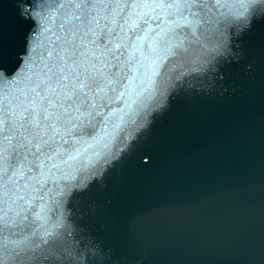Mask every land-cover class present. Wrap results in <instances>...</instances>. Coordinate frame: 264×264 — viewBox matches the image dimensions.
Listing matches in <instances>:
<instances>
[{
  "label": "water",
  "instance_id": "water-1",
  "mask_svg": "<svg viewBox=\"0 0 264 264\" xmlns=\"http://www.w3.org/2000/svg\"><path fill=\"white\" fill-rule=\"evenodd\" d=\"M60 3L0 0V69L13 73L31 46L48 45L43 26L59 32L70 11ZM25 4L34 22L21 16ZM214 11L226 18L202 25L167 62L174 79L125 150L60 197L57 235L5 264H264V12L241 31L232 10ZM12 231L0 243L20 238ZM49 245L59 247L44 260Z\"/></svg>",
  "mask_w": 264,
  "mask_h": 264
},
{
  "label": "snow or ice",
  "instance_id": "snow-or-ice-1",
  "mask_svg": "<svg viewBox=\"0 0 264 264\" xmlns=\"http://www.w3.org/2000/svg\"><path fill=\"white\" fill-rule=\"evenodd\" d=\"M224 7L242 31L264 12V0H68L58 6L70 9L59 32L43 26L48 45L31 46L13 73L0 69V235L20 230L19 239L0 243V264L22 261V253L57 235L60 197L80 174L125 150L140 117L147 119L174 79L167 62L187 51L185 41L202 25L226 18L214 11ZM20 14L35 21L26 4ZM58 247L49 245L42 259Z\"/></svg>",
  "mask_w": 264,
  "mask_h": 264
}]
</instances>
